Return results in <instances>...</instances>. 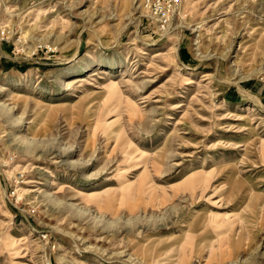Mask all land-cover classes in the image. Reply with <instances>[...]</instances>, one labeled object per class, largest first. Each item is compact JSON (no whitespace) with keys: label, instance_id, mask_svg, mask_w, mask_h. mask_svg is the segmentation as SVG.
I'll use <instances>...</instances> for the list:
<instances>
[{"label":"rangeland","instance_id":"1","mask_svg":"<svg viewBox=\"0 0 264 264\" xmlns=\"http://www.w3.org/2000/svg\"><path fill=\"white\" fill-rule=\"evenodd\" d=\"M0 0V264H264V0Z\"/></svg>","mask_w":264,"mask_h":264},{"label":"built area","instance_id":"2","mask_svg":"<svg viewBox=\"0 0 264 264\" xmlns=\"http://www.w3.org/2000/svg\"><path fill=\"white\" fill-rule=\"evenodd\" d=\"M148 5L153 8V14L159 18H166L170 11L179 5V0H147Z\"/></svg>","mask_w":264,"mask_h":264}]
</instances>
